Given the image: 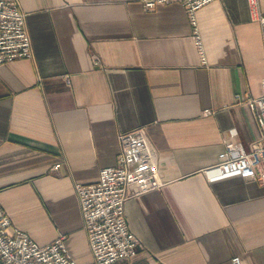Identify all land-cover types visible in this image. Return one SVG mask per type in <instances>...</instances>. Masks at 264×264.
I'll return each mask as SVG.
<instances>
[{
  "label": "crops",
  "instance_id": "0c3cea01",
  "mask_svg": "<svg viewBox=\"0 0 264 264\" xmlns=\"http://www.w3.org/2000/svg\"><path fill=\"white\" fill-rule=\"evenodd\" d=\"M19 2L34 54L0 64V203L13 224L39 243L64 234L91 262L75 182L96 180L120 134L142 128L161 184L125 201L143 246L110 264H264V184L206 172L227 140L249 149L264 136L236 99L259 95L264 78L249 0L201 7L200 44L178 2Z\"/></svg>",
  "mask_w": 264,
  "mask_h": 264
},
{
  "label": "built area",
  "instance_id": "2783aa9c",
  "mask_svg": "<svg viewBox=\"0 0 264 264\" xmlns=\"http://www.w3.org/2000/svg\"><path fill=\"white\" fill-rule=\"evenodd\" d=\"M146 10L178 2L187 12L194 27V37L201 43L198 10L214 0H139ZM250 13L259 22L264 47V13L259 0H249ZM27 13L19 0H0V64L17 58L33 57V46L26 27ZM202 53V50H201ZM202 60L205 57L202 54ZM261 93L237 94L254 111L264 131V78ZM212 110L206 108L204 114ZM121 150L115 164L100 168L98 178L77 180L78 196L84 227L88 234L93 260L85 264H110L129 258L143 246L142 240L130 229L125 216V201L131 195L157 188L161 182L153 158V149L142 128L120 134ZM56 167L58 164L55 165ZM209 177L240 173L264 184V136L251 143L249 149L226 141V154L218 163L206 168ZM134 186L131 191L129 188ZM235 263L240 256H234ZM0 264H80L70 254L65 235L47 243H39L26 231L13 224L0 203Z\"/></svg>",
  "mask_w": 264,
  "mask_h": 264
}]
</instances>
